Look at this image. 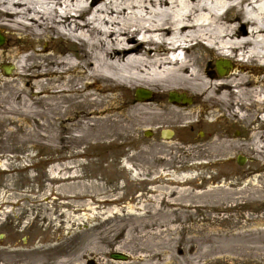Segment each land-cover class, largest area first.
<instances>
[{
    "label": "bare ground",
    "instance_id": "1",
    "mask_svg": "<svg viewBox=\"0 0 264 264\" xmlns=\"http://www.w3.org/2000/svg\"><path fill=\"white\" fill-rule=\"evenodd\" d=\"M0 35V111L21 110L61 141L75 133L82 144L104 137L96 147L176 144L248 159L259 166L233 174L247 202L263 203L264 0H0ZM60 40L66 51L50 49ZM166 129L178 136L160 139Z\"/></svg>",
    "mask_w": 264,
    "mask_h": 264
},
{
    "label": "rangeland",
    "instance_id": "2",
    "mask_svg": "<svg viewBox=\"0 0 264 264\" xmlns=\"http://www.w3.org/2000/svg\"><path fill=\"white\" fill-rule=\"evenodd\" d=\"M67 139L45 136L21 110L0 111V264H264V199L247 202L233 174L259 165L211 147Z\"/></svg>",
    "mask_w": 264,
    "mask_h": 264
},
{
    "label": "water",
    "instance_id": "3",
    "mask_svg": "<svg viewBox=\"0 0 264 264\" xmlns=\"http://www.w3.org/2000/svg\"><path fill=\"white\" fill-rule=\"evenodd\" d=\"M3 43H4V41L0 38V45H2ZM217 66H218V73L220 75L221 74L225 75L228 72V70H229V66L223 61H220L219 63H217ZM149 97H150L149 94L146 93L144 90L138 91V99L139 100L140 99H148ZM170 99H171V101H176V102L181 101V99L175 94H171ZM238 163L240 165H243L244 161L240 158ZM111 259L114 260V261L119 260V261L127 262L128 261V256L121 255V254L117 253V254H112L111 255Z\"/></svg>",
    "mask_w": 264,
    "mask_h": 264
},
{
    "label": "flooded vegetation",
    "instance_id": "4",
    "mask_svg": "<svg viewBox=\"0 0 264 264\" xmlns=\"http://www.w3.org/2000/svg\"><path fill=\"white\" fill-rule=\"evenodd\" d=\"M173 132H174V134H175V137H177L178 135V133L179 132H175V131H171V130H168V129H166V130H162V132H159V133H157V135L159 136V138L160 139H162V137H165V138H168L169 139V137H172L173 136ZM155 131L154 130H146L144 133H143V138L145 139V140H147V141H151L153 138H154V135H155ZM201 137H202V135H199L198 134V138L199 139H201ZM174 138V137H173ZM172 139V138H171ZM4 236L5 235H3V238H0V243L2 244H4V243H6L7 241L6 240H4ZM2 240H4V241H2ZM7 244V243H6ZM68 254V253H67ZM66 254V255H67ZM66 257V256H65Z\"/></svg>",
    "mask_w": 264,
    "mask_h": 264
}]
</instances>
